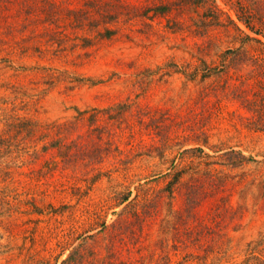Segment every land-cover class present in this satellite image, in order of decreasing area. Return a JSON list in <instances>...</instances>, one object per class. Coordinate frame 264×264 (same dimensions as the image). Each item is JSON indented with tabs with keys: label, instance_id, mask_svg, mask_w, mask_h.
<instances>
[{
	"label": "rangeland",
	"instance_id": "rangeland-1",
	"mask_svg": "<svg viewBox=\"0 0 264 264\" xmlns=\"http://www.w3.org/2000/svg\"><path fill=\"white\" fill-rule=\"evenodd\" d=\"M106 1L0 0V264H264V36L237 0Z\"/></svg>",
	"mask_w": 264,
	"mask_h": 264
},
{
	"label": "trees",
	"instance_id": "trees-1",
	"mask_svg": "<svg viewBox=\"0 0 264 264\" xmlns=\"http://www.w3.org/2000/svg\"><path fill=\"white\" fill-rule=\"evenodd\" d=\"M126 1L127 0H108L104 3V8L102 9V15L104 17H107L109 19L112 18H119L121 15H124L123 12L126 8H128L126 5ZM214 2V0H213ZM237 7H238V18L239 20L244 23L248 28H250L254 33L258 34V35H262L264 36V15L261 12L263 9L262 7H264V0H237L236 2ZM131 5H129L130 7ZM151 10H154L155 12H158L159 10H163L166 9L167 7H169L167 4L164 3H156L153 6H149ZM135 5L132 4V6L130 7V9H134ZM210 8L213 12V17L217 16L219 14H222L223 12L220 9H217L214 5H210ZM216 10V11H215ZM133 10H129V13H132ZM126 13V12H125ZM133 14V13H132ZM130 14V15H132ZM129 15V14H126ZM246 37L249 39H251L252 37H250L249 35H246ZM231 51V50H229ZM233 51V50H232ZM108 109H102V110H96L95 112L91 113L89 116H86L83 112L80 114V116L78 117V122L79 123H83V126H85L84 124L87 121H91L94 122L95 121H100L101 119H103V114L104 112H106ZM111 110V109H109ZM128 118V112H125L121 118V122L123 120V122L125 121V119ZM26 122V123H25ZM23 123L24 128H26L27 126V131H29L28 129L31 128L32 131H34V128H36V124H30V122L25 121ZM100 123V122H99ZM95 126V124H91L90 130L93 131L95 130L97 127H99L101 129V131H103V134H101V136H99L100 141L98 138H92L90 139L86 144L83 143V145L80 146L78 153L82 154V155H87L89 152L90 153H94L96 151H98L99 149H101V143L103 142L102 138L106 137V143L110 144L109 146L111 147V145L113 146L114 144V140L116 139V132L115 130L113 131V128L111 126H109V124L107 122H105V125H101L99 124ZM30 124V125H29ZM67 124V123H66ZM72 123L67 124L66 125V131H64L63 126L62 125H50L49 126V130L51 132H54V135L58 136L57 140H55L56 142H60L59 140H63L62 138H69L70 134L73 133V131H69L67 130L69 127H71ZM88 125V124H87ZM56 126V128H54ZM90 126V125H88ZM36 132V131H34ZM72 132V133H71ZM82 133V132H80ZM48 134V133H47ZM105 135V136H104ZM82 137H83V133H82ZM91 143V144H89ZM91 146V148H90ZM109 147V148H110ZM58 149V153L60 152L62 156H69L70 155V147H68V145L66 144V141L64 140V142L60 143L57 146ZM194 150H202V148H194ZM198 180L194 183L191 184L189 191L190 194L188 193V199L190 200V202H203L202 198L200 197V192L198 194V190H197V185H198ZM191 195H193V200L191 199ZM129 199V194L124 195L122 197V202L127 201ZM187 199V200H188Z\"/></svg>",
	"mask_w": 264,
	"mask_h": 264
}]
</instances>
